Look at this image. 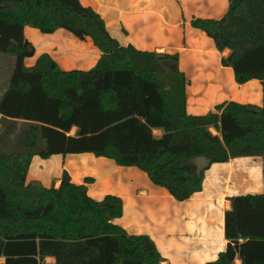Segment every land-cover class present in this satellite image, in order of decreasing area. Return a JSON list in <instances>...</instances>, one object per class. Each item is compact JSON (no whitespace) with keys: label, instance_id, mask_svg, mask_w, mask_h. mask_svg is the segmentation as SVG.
Returning <instances> with one entry per match:
<instances>
[{"label":"trees","instance_id":"trees-1","mask_svg":"<svg viewBox=\"0 0 264 264\" xmlns=\"http://www.w3.org/2000/svg\"><path fill=\"white\" fill-rule=\"evenodd\" d=\"M190 25L219 52L229 50L220 63L237 84L260 82V107L230 101L188 115L176 55L121 46L101 16L79 0H0V53L15 57L0 118L24 126L19 150L0 152V264H161L149 236L128 234L114 223L122 214L119 197L96 201L66 172L57 188L26 181L35 155L83 153L139 169L180 202L201 190L212 164L261 157L262 192L228 198L226 246L206 264H264V0H229L220 19L192 18ZM24 27L43 34L66 30L90 39L102 55L86 71H62L46 55L26 67L34 48ZM198 157L200 168L192 163Z\"/></svg>","mask_w":264,"mask_h":264},{"label":"crops","instance_id":"crops-1","mask_svg":"<svg viewBox=\"0 0 264 264\" xmlns=\"http://www.w3.org/2000/svg\"><path fill=\"white\" fill-rule=\"evenodd\" d=\"M175 1L178 12L175 6L174 11L164 5L157 8L152 0H88L85 2L90 5L84 6L101 16L108 33L121 46L177 56L176 69L186 80L188 115H205L213 112L214 106L230 101L260 107V82L253 79L237 84L231 68L220 63L229 50L219 52L211 38L190 25L192 18L220 19L228 9V0H219L220 7L216 9L204 0V8L212 11L204 15L192 11L191 4L185 13L183 0ZM23 34L34 48L33 57L24 59L27 67H32L39 56L47 55L62 71H86L102 55L90 39L81 41L63 29L43 35L37 29L24 27ZM13 66L12 57L0 61V100ZM20 125L22 121L0 118V141H14ZM154 133L159 136L161 131ZM203 163L202 159L195 166L200 168ZM63 172L73 183L84 184L87 194L96 201L105 195L119 197L122 214L114 223L128 234L149 236L161 256V264H206L216 260L226 246L223 227L224 213L230 209L228 198L263 190L261 157H237L212 164L204 172L201 190L182 202L175 200L165 188L154 185L139 169L118 166L112 159L91 153L52 155L46 159L35 155L26 181L35 180L43 187L57 188ZM85 178L91 181L85 183ZM45 262L54 263V258L46 257ZM235 264H240L239 260Z\"/></svg>","mask_w":264,"mask_h":264},{"label":"rangeland","instance_id":"rangeland-1","mask_svg":"<svg viewBox=\"0 0 264 264\" xmlns=\"http://www.w3.org/2000/svg\"><path fill=\"white\" fill-rule=\"evenodd\" d=\"M81 1H83L84 2V5H90V4H88V3H86L88 0H81ZM86 1V2H85ZM228 2H229V0H228ZM182 4H183V11L185 12V13H188V5H190L191 4V7H190V9L192 10V11H195V13L196 14H202V15H204V14H206V13H211L212 11H208L209 10V8H204V0H183L182 2H181ZM209 6H210V8H212V9H216V8H218V7H220L219 5H220V1L219 0H207V2H206ZM152 4L153 5H156L155 7H159V6H161V5H164L165 7H167V8H169L170 10H175V8L173 7V6H175L176 7V10H177V12H178V5H177V2L175 1V0H152ZM154 7V6H153ZM214 11H217V10H214ZM172 14H174V12H172ZM39 32V31H38ZM39 33H41V32H39ZM41 34H43V33H41ZM43 35H45V34H43ZM47 35V34H46ZM47 56V55H46ZM11 57L13 58V59H15V57H14V55L13 54H11V53H7V55H5L4 53H0V61L2 60V62H4V60H6V58H8V60H9V58L11 59ZM31 57H33V56H31ZM31 57H27V58H25V59H28V58H31ZM6 62V61H5ZM76 66V65H75ZM27 67V66H26ZM77 67V66H76ZM74 69H76V68H74ZM17 126V125H16ZM5 127V126H4ZM4 127H3V129L2 130H4ZM22 127H24V126H19V128H20V130H21V128ZM19 130V131H20ZM2 133V132H1ZM154 133V132H153ZM213 134H215V132L213 131L212 132ZM4 135H5V133H3ZM70 134L71 135H73V134H75V132H73V131H71L70 132ZM155 134V133H154ZM156 135V134H155ZM18 136V134H16V137ZM5 137L3 136V139H4ZM18 137L17 138H15L14 139V141H12V142H3V140H1L0 141V152L1 153H10V152H13V151H18L19 150V143H18ZM202 161V158H200V157H198V158H195V159H193L192 160V163H194V164H198V162H201Z\"/></svg>","mask_w":264,"mask_h":264}]
</instances>
